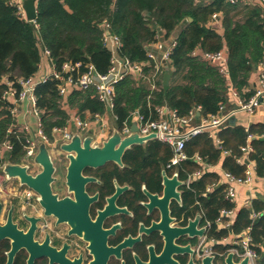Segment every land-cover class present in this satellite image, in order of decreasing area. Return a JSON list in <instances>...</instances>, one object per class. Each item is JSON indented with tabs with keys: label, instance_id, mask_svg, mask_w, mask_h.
I'll return each instance as SVG.
<instances>
[{
	"label": "trees",
	"instance_id": "trees-1",
	"mask_svg": "<svg viewBox=\"0 0 264 264\" xmlns=\"http://www.w3.org/2000/svg\"><path fill=\"white\" fill-rule=\"evenodd\" d=\"M223 14L224 33L220 34L208 22L214 13ZM110 24L112 33L120 36L121 57L145 63L142 76L129 74L120 80L114 90L115 126L122 130L131 122V112L140 109L145 115L157 117L156 108L169 106L185 115L197 105L202 113H217L227 101L229 82L246 98L245 92L255 65L264 58V17L261 10L241 1L228 0H38L36 22L21 18L11 0H0V80L4 76L16 79L38 71L42 50L47 48L57 67L66 61L92 62L100 72L111 66L112 51L105 45L104 26ZM176 40L170 59L157 73V88H152L155 61L148 57L153 44L159 40ZM228 52V75H223L214 64L193 54L195 50ZM84 69V68H83ZM165 71L171 74L168 85L163 84ZM0 85V98L5 89ZM38 105L43 110L46 133L51 136L55 126H63L76 109L84 117L89 113H103L106 106L93 87L73 90L62 101L57 81H49L36 89ZM14 121L9 104L0 100V143L11 141L13 150L7 160L21 163L25 151L22 133L9 132ZM220 147L208 132L193 136L186 144L189 156L201 154L212 165H220L223 172L237 176L245 174L246 165L238 158L242 147L252 146L249 158L255 164L258 176L264 177V123L249 128L227 123L218 131ZM249 137L250 140H249ZM224 151H228L224 153ZM173 152L165 143L150 139L143 145H134L126 151L127 162L159 175L168 164ZM4 159L0 155V164ZM138 163L139 165H134ZM199 165L192 159L175 168H167L181 179ZM223 173L209 169L184 187L185 198L196 210L204 212V219L212 222L210 236L215 238L240 234L249 229L257 252L256 263L264 264V201L256 198L251 207L236 210L233 223L218 229L216 219L223 208H235V202L225 197L227 184ZM214 184L212 191L206 187ZM230 243L220 242V251Z\"/></svg>",
	"mask_w": 264,
	"mask_h": 264
},
{
	"label": "flooded vegetation",
	"instance_id": "flooded-vegetation-1",
	"mask_svg": "<svg viewBox=\"0 0 264 264\" xmlns=\"http://www.w3.org/2000/svg\"><path fill=\"white\" fill-rule=\"evenodd\" d=\"M92 137V146L105 141ZM126 151L121 163L84 164L75 176L68 153L52 154L57 204L49 211L35 191L0 197V264H225L230 251H220L204 212L185 198L183 185L166 183L174 174L164 167L150 177L127 162ZM41 171L28 168L33 176Z\"/></svg>",
	"mask_w": 264,
	"mask_h": 264
},
{
	"label": "built area",
	"instance_id": "built-area-1",
	"mask_svg": "<svg viewBox=\"0 0 264 264\" xmlns=\"http://www.w3.org/2000/svg\"><path fill=\"white\" fill-rule=\"evenodd\" d=\"M228 1L235 3L238 0ZM11 3L17 8L18 15L28 20L24 8V0H11ZM217 16L218 13H214L212 17L216 18ZM30 21L36 22V19ZM103 39L105 45H108L112 51V64L107 72L98 71L92 62L84 65L81 61H66L61 67H57L52 59L51 51L44 48L42 50V60L35 74L27 77L20 76L16 79L4 76L0 80V85L6 86L0 100L9 104L10 112L14 118L9 127V132L22 133L24 136L23 147L25 154L20 164L28 165L32 172L39 169V164L36 163L35 157L42 142L46 143L48 149L51 147L52 152L50 149L49 151L54 154L60 151L62 143L70 142L75 134L80 135L82 138L94 135L95 141L101 142L109 134H112L115 129H118L112 123H115L117 119V115L113 111L115 86L129 74L142 76L145 63L134 62L128 57L119 55L118 51L122 46V41L119 35L111 32L109 23L104 26ZM175 45L176 40L172 41L169 47L164 50L163 59L165 61L170 59ZM158 46L163 48V43L158 42ZM193 54L199 55L214 64L223 75H228V52L225 47L217 51H202L198 49ZM148 57L155 61V71L151 80L152 88H157L156 77L157 73L161 71V64L156 61V56L152 51L148 52ZM43 64H47L49 68L41 72ZM53 80L57 81L58 92L62 97V101H65L67 96L75 89L93 87L98 99L105 104L106 111L103 113L87 112L83 117L78 110L70 109V117L67 123L63 126H55L51 136H49L44 129L43 110L38 105L36 89L39 85ZM238 105V109L227 110L226 105L222 104L217 113L209 114L202 113V106L197 105L185 115L180 114L177 109L164 105L156 108L159 116L155 118L151 115H145L140 109H135L131 112V122H125L122 130L118 129V131L122 137H125L132 133V124L137 123L139 127L138 133L141 136L154 134L155 137L153 139L167 144L172 149L173 154L166 165L167 168H175L182 162L192 159L199 166L189 172L185 178H180L182 185L190 188L191 184L199 179L206 170L214 169L217 165H212L206 161L204 156L198 153L189 156L186 151L187 142L195 135L208 132L211 136H214L216 144L220 147V138L217 133L230 117L235 116L238 112L253 114L259 106L264 105V71L259 76L258 85L253 94L247 99H241ZM165 114L170 116L165 117ZM196 118L199 120L194 122ZM13 148L14 145L9 140L0 143V155L4 159L0 164V197H5L11 191H15L17 194L20 190L23 197H30L34 194V190L20 184L18 179L8 178L4 172L5 164L12 163L7 160L6 155ZM251 150L252 146L248 142L242 147L243 155L238 158L241 163L246 165L243 176L223 172V180L227 184L225 197L229 201L235 202V204L238 195V185L250 183L255 174V164L249 158ZM227 152L224 151V153ZM173 174L179 176L177 171ZM21 186L23 187L20 188ZM213 187L214 184L208 185L205 193L212 191ZM235 215V208H223L216 219L218 229L230 226L235 219ZM205 225L210 229L212 222L206 220ZM214 238L212 236V239ZM227 238L223 237L221 241H228L231 244L228 252H234L238 261L248 257L249 264H257V252L253 247L249 229L237 235L233 234L230 240Z\"/></svg>",
	"mask_w": 264,
	"mask_h": 264
},
{
	"label": "water",
	"instance_id": "water-1",
	"mask_svg": "<svg viewBox=\"0 0 264 264\" xmlns=\"http://www.w3.org/2000/svg\"><path fill=\"white\" fill-rule=\"evenodd\" d=\"M37 1L38 0H24V8L27 14L28 20H34L37 18ZM171 74L166 71L163 76V84L168 85L170 83ZM239 107H236L238 109ZM236 122V116L230 117L227 123L234 124ZM226 123V124H227ZM139 127L137 123H133L131 127L132 133L122 137L118 129H115L113 133L103 142L101 146H92L93 137L91 135L82 137L75 134L70 142L62 143L60 150L68 153L70 158L69 173L75 176V171L80 170L84 164H102L106 160L115 158L121 163L120 156L133 145H143L150 139L155 137L154 134L148 136H141L138 133ZM35 161L42 167V171L33 176L28 172V165H22L20 163H6L4 166V172L8 178H17L20 182L34 190L39 195V201L46 206L49 211V205L57 204L56 196L51 194L50 181L52 180V173L55 170L52 161V153L49 151L46 143L42 142L39 146V152L35 157ZM69 175V176H70ZM71 177V176H70ZM166 183H173V185H182V181L178 179L177 175H174L171 180L165 178ZM168 187H166V195L168 193ZM176 196L178 192L173 193ZM197 219L193 222L195 224ZM203 230H200L202 232ZM235 258V260H234ZM249 258L245 257L241 261H238L234 252H229L225 258V264H249Z\"/></svg>",
	"mask_w": 264,
	"mask_h": 264
},
{
	"label": "crops",
	"instance_id": "crops-1",
	"mask_svg": "<svg viewBox=\"0 0 264 264\" xmlns=\"http://www.w3.org/2000/svg\"><path fill=\"white\" fill-rule=\"evenodd\" d=\"M239 1L246 3L248 5L258 7L261 10L263 17H264L263 0H239ZM208 25L216 29L220 34H223L224 33L223 14L221 12H218V16L216 18L212 17L210 21L208 22ZM174 40L175 39L173 38L169 41L159 40L158 42L163 43V48H160L158 46V42L153 44L152 52L156 56V61H158L161 65H164L165 63H167V61L163 59V53H164V50L167 47H169V45ZM48 68L49 66L47 64H43L41 72L46 71ZM263 71H264V58L262 61H260L258 64L255 65L254 72L252 73V76L250 77V80H249V86L245 88V92L255 91L258 85L259 76ZM170 81H171V78H170ZM226 96H227V101L225 105H226L227 110L236 109V107L239 106L238 104L241 99H247L246 97L241 95V93H239L236 90V88H234L231 82H229ZM158 116L159 115H157V117ZM168 116L170 115L165 114V117H168ZM235 116H236V122L234 124L243 125L246 128H249L254 123H264V105L259 106L256 112L253 114L238 112ZM198 120L199 119L196 118L194 122H197ZM112 123L115 126V123L114 122ZM214 169L220 170V172L223 173L220 165H217ZM237 189H238V195L236 199V210H238L241 207H251L252 201L256 198H259L264 201V177L258 176L256 174V171L250 183L238 185ZM231 237H233V234L229 235L227 239L230 240ZM220 242L226 244L228 241L220 240Z\"/></svg>",
	"mask_w": 264,
	"mask_h": 264
},
{
	"label": "rangeland",
	"instance_id": "rangeland-1",
	"mask_svg": "<svg viewBox=\"0 0 264 264\" xmlns=\"http://www.w3.org/2000/svg\"><path fill=\"white\" fill-rule=\"evenodd\" d=\"M49 149H50V151L52 152V148L50 147ZM55 160H57V159H55Z\"/></svg>",
	"mask_w": 264,
	"mask_h": 264
}]
</instances>
